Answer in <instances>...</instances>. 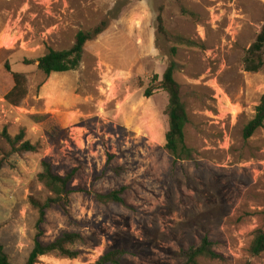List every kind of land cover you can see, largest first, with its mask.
<instances>
[{
  "label": "rangeland",
  "instance_id": "rangeland-1",
  "mask_svg": "<svg viewBox=\"0 0 264 264\" xmlns=\"http://www.w3.org/2000/svg\"><path fill=\"white\" fill-rule=\"evenodd\" d=\"M105 20L77 70L38 71L39 58ZM263 26L264 0H0V243L11 262L25 264L33 250L40 213L31 199L51 196L39 180L49 162L62 176L75 170L83 192L46 211L42 241L77 233L72 248L82 254L37 264H95L114 249L128 253L121 264H180L177 255L205 237L223 259L201 264H264V254H249L264 229V127L243 135L264 96V68L246 70ZM171 62L196 151L178 163L165 149L169 97L145 94ZM14 73L27 80L18 106L5 99ZM5 133L23 137L12 145ZM24 141L37 150L20 151ZM121 187L125 204L93 195Z\"/></svg>",
  "mask_w": 264,
  "mask_h": 264
},
{
  "label": "trees",
  "instance_id": "trees-1",
  "mask_svg": "<svg viewBox=\"0 0 264 264\" xmlns=\"http://www.w3.org/2000/svg\"><path fill=\"white\" fill-rule=\"evenodd\" d=\"M142 1V0H138ZM109 27V21L101 22L96 28L90 31H81L76 37L74 46L67 50H50L46 55L38 59L37 69L45 76L49 77L56 73H67L77 70L83 60L86 45L102 35ZM170 35L164 27V20L161 15L157 18V45L164 50L162 40L168 41ZM183 44V39H179ZM264 26L256 43L249 50L246 58V70L257 73L264 68ZM176 49L172 48L171 54L174 55ZM31 64V63H30ZM176 65L171 62L162 77L155 75L149 87L146 90V96L152 97L157 92H165L169 97V105L166 115L168 117L169 129L166 134V151L171 155L176 163L182 161H192L195 158L196 151L190 148L186 143V127L189 124V113L187 106L181 97V87L174 77ZM14 87L6 95L5 99L12 105L18 106L28 95L26 87V77L23 74H13ZM264 127V96L256 109V115L251 122L244 128V139L248 140L254 134ZM6 140L15 145L23 137L21 133L15 140L9 135L4 134ZM22 152H35L36 147L29 141H24L19 148ZM2 165L0 164V171ZM76 171L73 170L65 175L54 173L52 165L49 162L43 163V171L39 175L40 182L50 192L51 196L41 203L31 199L33 206L39 210L40 219L38 222V233L34 240V247L25 264H37L43 256L57 253L60 256L75 259L82 253L73 246L83 241L82 236L77 233H65L53 242L44 243L42 241L43 231L41 225L45 222L46 211L53 206H66L71 195L83 192L82 189L73 186V178ZM126 187H121L108 194H93L94 197L103 203L125 204L123 198ZM215 243L208 237L202 239L199 244L192 245L186 250H182L177 258L180 264H201L200 259L204 258L212 261L222 260L223 257L214 250ZM124 249H114L106 252L95 264H121L127 255ZM251 258L264 254V229H259L254 233V237L249 247ZM0 264H13L6 254L4 247L0 243ZM249 264V263H248Z\"/></svg>",
  "mask_w": 264,
  "mask_h": 264
}]
</instances>
